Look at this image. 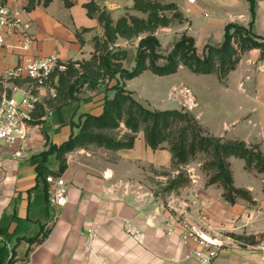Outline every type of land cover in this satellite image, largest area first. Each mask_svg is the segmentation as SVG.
<instances>
[{
  "label": "crops",
  "instance_id": "0c3cea01",
  "mask_svg": "<svg viewBox=\"0 0 264 264\" xmlns=\"http://www.w3.org/2000/svg\"><path fill=\"white\" fill-rule=\"evenodd\" d=\"M91 1L98 9L94 15L89 14L86 6ZM161 1L176 3L190 21V29L198 19L207 21L203 22V32L208 35L206 42L211 40L213 44L222 42L228 23L238 22L248 27L251 20L248 0ZM1 2L13 7H26L24 19L32 23L29 30L31 47L28 50L20 51L12 46L18 42L19 35L8 37L11 46L0 47V77L6 81L4 73L16 67L24 55L39 57L56 53L72 62L89 60L95 51L96 37L104 34L99 11L106 10L117 21L126 11L133 10L135 0ZM206 10L209 11L208 16L204 15ZM211 11L214 13L212 18ZM253 31L264 37V0H256ZM148 70L121 82L136 99L151 105L142 90L138 92L135 81ZM71 74L70 68L61 75L71 77ZM163 76L173 81H169L168 97L175 101L177 108H181L183 97L174 90L183 84L192 89L198 103L192 114L205 134L223 140H243L249 146L259 145L264 153V57L260 48L246 50L236 68L223 79L217 72L198 74L186 66ZM13 82L9 80L7 85ZM60 82L59 77L56 88ZM106 82H86L80 92L75 91L74 98H64L58 103L56 98H50L48 90H42L43 102L49 109L45 111L46 117L42 122L32 127L25 155L16 157L11 148L0 144V264H200L195 257H187L198 247L196 242L184 243L179 227L172 234L167 233L166 221L174 217L172 213L156 201L143 199L122 186L131 172L126 170V166L162 168L173 163L168 145L151 148L143 131L138 133L130 148L113 150L90 145L67 153V168L62 173L68 186L67 201L64 205L49 202L50 183L41 179L37 171L42 160L40 153L48 148V143L60 144L69 138L74 132L72 116L78 110L95 115L103 112L104 101L107 96L114 95L111 87L117 80H112L108 87H105ZM3 87L0 83V93ZM53 110L58 115L52 121L55 133L50 135L43 125ZM124 129L127 130L125 126ZM49 158L46 165L58 170L57 157L50 162ZM238 158H229L234 184L249 189L256 203L250 207L240 200L229 203L228 207L222 197V189L217 184H210L201 192L203 212L211 214V211H216V214L227 218L251 212L255 221L247 228V233L258 234L264 232V213L260 215L261 210L264 212L263 175L247 170L244 159L239 158L243 160L240 162ZM236 163L241 173L239 178L235 172ZM104 170L112 172L113 176L104 178ZM256 189H259L261 197L256 194ZM127 223L140 229L137 238L126 231ZM90 227L96 228L93 239L90 238ZM44 233L47 235L42 241L35 240ZM225 241L227 244L215 264L262 263L263 256L253 243L231 238H225Z\"/></svg>",
  "mask_w": 264,
  "mask_h": 264
},
{
  "label": "trees",
  "instance_id": "16d2710c",
  "mask_svg": "<svg viewBox=\"0 0 264 264\" xmlns=\"http://www.w3.org/2000/svg\"><path fill=\"white\" fill-rule=\"evenodd\" d=\"M250 4L251 20L249 26L238 22H230L225 26L221 43H206L202 54L198 52L194 36L183 32L175 41L171 50L166 54L160 53L161 43L155 31L160 26H168L174 18L181 20L183 13L174 2L164 3L159 0H135L133 9L142 11L147 17L138 15H124L116 22L106 10L99 11L98 17L104 27L105 38L95 39V51L89 60L80 62L81 69L71 68L73 74L70 79L61 75L58 95L74 98L79 85L86 82L95 83L107 79L108 82L117 80L111 89L112 97H106L103 112L95 115L85 112L76 125L77 131L72 132L68 139L60 144L48 143V148L40 153L41 162L37 165L38 176L47 182L50 174L60 175L67 168V153L88 147L90 145L103 146L109 149L130 148L140 131L144 132L147 144L153 149L163 148L167 143L173 156V167L179 168L188 164L198 152H205L211 156L207 165L213 169L210 183H219L225 200L234 204L239 198L256 203L251 191L247 188L236 187L229 158L244 159L245 168L263 174L264 153L259 145L249 146L243 140H223L215 135L205 134L197 118L185 109H152L136 99L132 91L125 87L121 80L131 79L144 70L149 69L158 75H168L176 72L181 65L192 72L206 74L217 72L221 79L236 68L242 54L251 48H260L264 57V37L253 31L256 19V0H248ZM90 15L98 10L91 1L86 4ZM165 11L172 12L168 15ZM144 34L138 44L135 54V64L131 69L123 66L119 61L125 56V51H112L109 46L116 43L118 37L126 39ZM121 54V55H120ZM75 77L72 78V76ZM72 80V81H71ZM61 92V93H60ZM45 108L41 104L35 112L34 124L42 122L41 116ZM127 128L121 137L114 134L121 124ZM56 154L59 161L58 170H52L47 165L49 155ZM185 177L180 175L171 184L184 183ZM187 182V181H186ZM44 233L37 241H42ZM237 240L255 243V235L245 236L232 233Z\"/></svg>",
  "mask_w": 264,
  "mask_h": 264
},
{
  "label": "rangeland",
  "instance_id": "374dc122",
  "mask_svg": "<svg viewBox=\"0 0 264 264\" xmlns=\"http://www.w3.org/2000/svg\"><path fill=\"white\" fill-rule=\"evenodd\" d=\"M165 12L168 15H171L172 13L170 11ZM207 12L209 11H205V16H208ZM124 15H138L140 17H147L146 13L136 9L126 11ZM213 16L214 13L211 11V18ZM204 19H208V17H205ZM203 22L207 23V21L204 20H196L194 27L190 29L191 23L183 14V18L181 20H179L178 18H174L170 25L158 27L155 31V34L157 35L161 43L160 53L166 55L171 50L175 41L180 38L182 33L187 32L188 34H192L196 37L195 39L196 44L198 45V52L202 54L205 44L212 42L211 40L206 42L208 35H205V33L203 32ZM143 35L144 34H140L139 36L130 39L118 37L116 43L109 46L112 51L117 49L125 51L124 55L122 53V56L125 57L119 61L121 64H123L124 67L131 69L134 66L136 50ZM104 38L105 35L103 34V36L100 37V40L102 41ZM65 76L70 78L69 75ZM73 77H75V75H73L72 78ZM105 81L108 80H103V82ZM135 81H137L138 92L139 89L142 90V92L145 94V97L150 100L151 105L143 102L149 108H156L161 110L177 108L178 105L175 103V101L168 97L167 89L170 85V82H173L170 81V78H166L163 75H158L153 73L151 70H148L145 72V74L140 76ZM109 83L110 82H106L105 87H108ZM183 87L187 86L183 84L180 88ZM82 88L83 85H79L76 91L80 92ZM179 96H182L183 100H185L183 94L179 93ZM15 97L20 100L22 98V93L18 92ZM64 98H67V96H63L62 94L58 95L55 102L58 103L61 100H65ZM183 100L181 103L182 106L179 109H185L192 113L193 108L190 109L187 106H184ZM71 105L72 104H70L69 107H71ZM57 113V111L53 110V113L48 116V121L43 125L45 131L50 135L55 133L56 127H54L55 124L52 121L56 119L58 115ZM82 114L83 111L81 110H78L75 114H73V122L78 123ZM123 125L124 124L122 123L121 126L114 131V134L118 137H121L125 132H127V130L124 129ZM72 128L74 132L77 131L76 125L73 124ZM49 157V162L56 160L55 154L51 156L49 155ZM210 159L211 156L209 154L205 152H198L197 155L188 164L182 165L179 168L173 167V164L170 167L162 168H155L150 165L126 166V170H130L131 172L130 174L128 173V180L123 183L122 186L128 187L143 199L149 198L150 201H156L157 204L163 206L165 209H168L172 213V215L179 220L190 221L189 219H191L197 225L203 227L211 233L220 235L222 238L236 239L232 236V233L243 234L245 236L255 235L254 244L258 243L260 240L264 239V232H259L258 234L247 233V228L249 226H252V223L255 221V219L252 218L251 212L249 213V215L244 216L243 213H238L228 218L220 216L219 213L216 214V211H211V214L203 212V197L201 192L204 189H207L210 184H217V187L222 189V197L224 191L219 183L209 182L210 175L214 172L213 169H211L207 165ZM238 161L242 162L243 160L238 158ZM237 163L235 164V172L237 177L239 178L241 173L240 170L237 169ZM252 172H255V170ZM180 175L185 177V180H183L184 183L173 186L171 182L177 179V177H179ZM256 194L259 197L262 196V194L259 192V189H256ZM223 199L225 200L224 197ZM240 200H243L244 203L250 207L254 205L246 199L239 198L238 201ZM229 203L230 202L228 201L226 203L228 207H230L231 204ZM263 213L264 212L261 210L260 215H263Z\"/></svg>",
  "mask_w": 264,
  "mask_h": 264
},
{
  "label": "built area",
  "instance_id": "2783aa9c",
  "mask_svg": "<svg viewBox=\"0 0 264 264\" xmlns=\"http://www.w3.org/2000/svg\"><path fill=\"white\" fill-rule=\"evenodd\" d=\"M193 3L195 0H188ZM27 8L24 6L13 7L7 3H0V47L11 46L8 37L19 35L18 42L14 46L18 50L26 51L31 47L29 30L32 26L30 21L24 19ZM71 66L80 68L77 61H69L61 58L58 54L52 53L47 56L24 55L22 61L14 68L4 73L6 81L1 79L3 90L0 93V144H3L14 151L16 157H23L28 150V142L31 138V129L36 119L35 112L43 104L45 111L48 105L44 104L41 95L42 90H48L51 99L58 96L56 81L62 73H66ZM9 80H14L12 85H7ZM21 92L22 98L18 100L15 95ZM175 93L183 94L185 100L183 105L194 108L198 103L191 88L183 87L176 89ZM46 117V113L41 116ZM104 178H111L113 173L104 170ZM50 183L48 200L54 205H64L68 197V186L62 174L47 176ZM131 223L126 224V231L135 238L140 233L139 228H133ZM166 231L172 234L176 227L181 229V240L184 243L194 241L198 247L193 249L187 257H195L200 264H215L221 250L226 246L225 238L211 233L203 227L188 220H179L172 217L166 221ZM90 238L96 236V228H89ZM254 246L263 256L261 264H264V239ZM11 257V256H10Z\"/></svg>",
  "mask_w": 264,
  "mask_h": 264
}]
</instances>
